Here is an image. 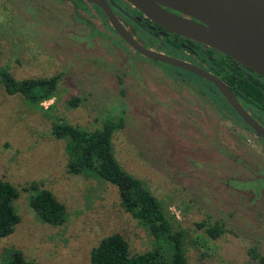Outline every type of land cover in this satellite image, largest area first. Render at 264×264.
Segmentation results:
<instances>
[{
    "label": "rangeland",
    "instance_id": "1",
    "mask_svg": "<svg viewBox=\"0 0 264 264\" xmlns=\"http://www.w3.org/2000/svg\"><path fill=\"white\" fill-rule=\"evenodd\" d=\"M50 9L40 8L37 0H0V67L17 79L59 75L55 96L40 103L43 110L20 94H8L0 83V178L19 190L13 204L20 217L14 231L0 238V264H7L15 250L34 264H89L91 248L112 233L122 235L132 252L154 246L147 228L121 206L115 185L67 171L66 140L51 134L59 117L88 130L100 128L107 118L123 117L124 127L112 139L115 157L174 215L173 228L185 232L187 264H260L249 250L264 255V188L249 192L257 188L211 181L221 179L222 161L207 138L193 131L188 137L184 127H195L187 120L169 135L158 131L157 119L164 125L170 117L160 107H150L147 96L139 93L137 83L145 88L142 67L131 71L119 55L112 60L107 43L100 42L109 56L79 46L68 61L59 58L52 24L63 23L64 32L87 29L72 26L64 12L57 22ZM93 27L89 36L96 33ZM195 47L199 55L216 56L209 48ZM73 96L80 102L70 107L67 100ZM32 181L64 204L62 225L35 216L28 203L31 192L23 190ZM205 219L223 224L218 239L196 226Z\"/></svg>",
    "mask_w": 264,
    "mask_h": 264
},
{
    "label": "flooded vegetation",
    "instance_id": "2",
    "mask_svg": "<svg viewBox=\"0 0 264 264\" xmlns=\"http://www.w3.org/2000/svg\"><path fill=\"white\" fill-rule=\"evenodd\" d=\"M37 1L40 8L50 7V10L56 13L58 17L54 16V18L57 22L58 19L63 20V14L60 15L59 12H64L72 26L87 29L86 33L81 34L74 29L64 32L63 23L52 24L53 29L50 30L58 39L55 41V47L59 58L64 62L68 61L73 53H79V46L84 47V50L101 52L107 56L108 52L101 47L100 42L107 43L112 53V56H108L112 60L114 55H119L128 61L131 71L142 67L146 74L142 81L145 88L137 83L141 89L139 93L147 96L145 97L150 107H160L159 112L170 117L166 120L167 123L162 125L158 114L155 115L159 121L158 131L169 135L170 129L175 126L178 128H181V125L185 126L181 121L187 120L196 130L184 127L188 137L193 135L191 133L193 131L198 135L200 132L203 138H207L208 146L222 161L219 173L221 179L212 178L211 181L215 180L224 185H254L257 188L253 187L249 192L264 188V139L242 119L227 97L211 81L180 67L153 60L131 46L107 23L99 0ZM107 2L136 45L148 51L187 61L213 74L230 88L242 108L264 128L263 76L225 53L155 23L125 0H113L114 3L107 0ZM166 9L182 15L173 9ZM92 27L96 33L93 32L89 36ZM97 30L104 32L105 36L103 37ZM197 45L209 48L216 56L199 55V50L195 47ZM192 79L197 82H192ZM165 103L170 106L165 107ZM146 116L154 118L150 115ZM152 122L154 123V120ZM173 134L175 132L172 130Z\"/></svg>",
    "mask_w": 264,
    "mask_h": 264
},
{
    "label": "trees",
    "instance_id": "3",
    "mask_svg": "<svg viewBox=\"0 0 264 264\" xmlns=\"http://www.w3.org/2000/svg\"><path fill=\"white\" fill-rule=\"evenodd\" d=\"M58 79V74L17 79L6 67H0V83L4 90L8 94L22 95L41 110L40 103L55 96ZM79 102L80 98L73 96L67 100V105L74 107ZM123 127V117L107 118L100 128L93 130L73 125L60 117L51 124V134L66 140L67 171L74 175L94 176L115 185L121 206L147 228L154 240L152 249L132 252L122 235L109 234L91 248L89 264H187L183 249L185 232L173 228L174 215L164 208L140 178L122 168L115 157L113 135ZM23 190L31 192L28 203L41 222L53 226L65 222V206L50 190L35 181L28 183ZM18 196L19 190L0 178V238L11 234L20 221L13 204ZM196 226L215 240L225 231L218 220L210 222L205 219L197 222ZM156 241H160L161 245L158 246ZM249 253L253 259L264 264V255L254 248ZM7 264L34 263L27 260L21 251L15 250Z\"/></svg>",
    "mask_w": 264,
    "mask_h": 264
},
{
    "label": "water",
    "instance_id": "4",
    "mask_svg": "<svg viewBox=\"0 0 264 264\" xmlns=\"http://www.w3.org/2000/svg\"><path fill=\"white\" fill-rule=\"evenodd\" d=\"M125 1L155 23L225 53L264 77V0ZM99 5L110 26L121 38L153 60L180 67L211 81L227 97L242 119L264 139V128L242 108L228 86L192 63L136 45L113 14L107 0H99Z\"/></svg>",
    "mask_w": 264,
    "mask_h": 264
}]
</instances>
